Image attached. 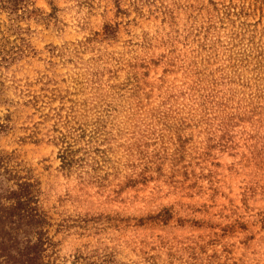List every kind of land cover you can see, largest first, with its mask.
Instances as JSON below:
<instances>
[{"label": "trees", "instance_id": "obj_1", "mask_svg": "<svg viewBox=\"0 0 264 264\" xmlns=\"http://www.w3.org/2000/svg\"><path fill=\"white\" fill-rule=\"evenodd\" d=\"M152 1L130 0V6L141 14L143 6L151 11ZM47 4L50 12L38 7L36 0H0V16L6 15L0 17V70L26 50L33 51L27 37L32 32L28 21L60 22L54 0ZM204 8L210 18L204 30L198 31V39L203 36L200 49L192 51L183 68V80L175 84L177 92L164 76L158 78L160 84L148 80L150 67L145 61L115 55L103 61L104 52H99L91 58L95 67H77L70 91L55 94L51 89L48 94L44 83L39 90L30 89L27 83L17 100H0L6 106V113L0 116V133L11 129L9 105L31 106L44 121L51 122L45 137L58 148L59 170L65 177L74 176L75 187L85 194L94 188V193H105L108 200L124 202L138 198L152 183L151 199L158 194L198 196L204 201L197 207L175 201L133 215L115 210L85 212L84 227L91 221L93 228H99L97 232L120 226L167 225L201 231L176 240L157 235L158 243L140 240L138 258L130 262L118 257L120 243L108 246L104 242L98 249L86 243L69 258L61 256L60 240L48 230L53 223L40 201V182L17 160L15 150L1 149L0 264H252L243 256L236 257L234 249L236 242L249 248L257 234L264 236V211L245 214L252 208L249 200L256 193V182H245L242 206L231 203L229 212L213 213L216 220L206 215L216 199L226 195L216 178L215 167L222 166L215 161L216 152L238 156L239 163L251 167L252 173L264 174V0L249 5L209 0ZM257 11L259 20L250 22ZM160 12L163 19L168 15L172 21L170 10L162 6ZM117 26L105 23L101 33L105 38L114 37ZM210 31L215 36H209ZM175 32L178 34V28ZM91 41L89 37L78 41L68 51L76 56ZM165 41L169 44L174 38ZM214 43L221 46L220 52L212 48ZM221 56L223 62L213 66ZM165 65L164 73L174 71L170 68L173 62ZM118 71L125 72L123 81L102 84L105 73L118 77ZM4 82L0 80V95L9 87ZM11 84L18 86L17 80ZM57 98L60 104L52 106ZM46 106L48 111L43 112ZM25 139L40 142L42 138L32 130L21 137ZM260 193L264 194V184ZM76 222L62 220L54 233ZM234 237L239 239L232 241Z\"/></svg>", "mask_w": 264, "mask_h": 264}, {"label": "rangeland", "instance_id": "obj_2", "mask_svg": "<svg viewBox=\"0 0 264 264\" xmlns=\"http://www.w3.org/2000/svg\"><path fill=\"white\" fill-rule=\"evenodd\" d=\"M214 1L222 4V1L227 3L229 0ZM235 1H245L246 5L254 2V0ZM54 2L59 8L57 15L60 22L55 25L50 21L48 25H45L36 23L34 20L28 21L32 32L27 37L33 51L26 50L21 58L1 68L0 80L4 79V84L9 87L1 92L0 100L8 98L17 100L20 88L25 89L29 86L32 90H39L43 83L44 86H48L46 91L48 94L51 89L55 90L53 91L55 94L63 93L65 90L70 91L74 85L77 67L87 65L95 67L91 58L99 52H104L103 61L113 55L122 57L124 60L131 59L132 62L145 61L150 67L148 80L160 84L158 78L164 76L166 84H173V90L177 92L176 85L183 80V68L192 57V51L200 49L199 42L203 36L200 35L198 39V31L204 30L203 26H206L210 18V14L207 13L209 10L204 8L209 6V0H154L149 2L151 11H148V5L143 6L141 14L130 6V0H54ZM36 5L46 12L51 11L47 0H36ZM161 5L165 11H171L172 21L168 19L170 18L168 15L163 19L160 12ZM0 17L5 19L6 15L1 14ZM259 17L260 12L257 11L255 15L249 17V21L255 22L259 20ZM105 23L118 24L114 37L105 38L101 33ZM21 24L26 25L24 22ZM176 28H178V34L175 32ZM94 32L98 34L94 35ZM208 35L215 36V33L210 31ZM88 37L92 38V41L87 49L76 56L69 53L68 50H71L76 42L84 41ZM170 38H174V41L166 44L165 40ZM221 38H224L223 32H221ZM171 48H174L172 52ZM212 48L219 52L221 50L218 43L212 44ZM69 57L72 61L68 59ZM155 61L158 63L154 64ZM165 62H173L174 67L170 68L174 71L164 73L167 67ZM221 62H223V57L213 66ZM102 66L100 62L99 68ZM117 74L118 77H112L110 73H105L102 84L106 81L110 83L123 81L125 72L118 71ZM14 80H17L18 86L11 84ZM27 83H29L28 86ZM88 90L87 88L86 91ZM159 100V98H153L155 102ZM59 104L57 98L52 106ZM8 108L12 113L9 123L11 129L0 133V150H15L17 160L22 161L25 167L30 169L33 177L40 182V201L51 216L50 221L53 223L48 230L60 240L61 256L69 258L76 250H82L86 243L89 248L95 249H98L104 242L108 246L120 243L118 257L122 262H130L138 258L137 247L141 245L140 240L158 243L157 235L167 239L174 237L176 240L190 233L201 231L167 225L120 226L97 232L99 228H93L91 221L87 222L84 227L85 223L82 219L85 212L115 210L122 214L133 215L153 211L158 206L175 201H181L194 207L204 201L198 196L189 198L161 195L157 197L158 194H154L151 199L149 195L152 183L145 191H140L136 199L132 198V194H127L132 200L127 199L124 202L108 200L105 198V193L102 195L94 193V188H88V193L85 194L75 187L74 176L65 177L59 170L58 148L45 137L51 122L44 121L40 112L31 106L18 104L9 105ZM42 111L47 112L48 107L46 106ZM4 113H6V106L0 104V116ZM32 130L38 132V138H42L40 142H33L30 139L21 140V137L26 136ZM216 155L215 161L222 164L220 167H215L216 178L219 179L221 190L226 195L216 199L215 206L209 209L206 217L216 220V217L212 216L213 213L229 212L228 208L231 203L242 206L243 187L245 182L250 180L256 182L257 189L252 199L249 200L252 208L245 214L253 216L258 211H264V194L260 193L261 186L264 184V174L252 173L251 167L243 166L239 163L240 157L232 156L229 152H216ZM241 210H244V207ZM196 216L202 215L196 213ZM251 219L255 218L251 217ZM62 220H76L77 222L68 229L60 227L62 229L54 233L58 229L57 223ZM259 234L262 235V233ZM259 234L251 242L249 248L236 242L235 256H243L245 261H251L252 264H264V236L260 237ZM238 239L239 237H234L232 241Z\"/></svg>", "mask_w": 264, "mask_h": 264}]
</instances>
